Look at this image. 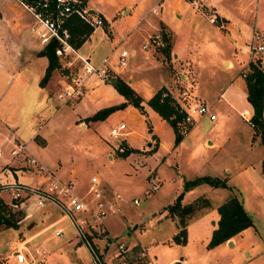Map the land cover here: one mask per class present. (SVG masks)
Returning a JSON list of instances; mask_svg holds the SVG:
<instances>
[{"label":"rangeland","instance_id":"rangeland-1","mask_svg":"<svg viewBox=\"0 0 264 264\" xmlns=\"http://www.w3.org/2000/svg\"><path fill=\"white\" fill-rule=\"evenodd\" d=\"M116 1L118 0H89L87 6L95 7L97 3L104 9L109 21H113L119 18V16L116 18L111 16L114 15ZM9 3H15L14 9L27 16L28 22L35 21L33 15L17 0H10ZM4 4L5 1L1 0L0 5L4 6ZM97 15H99L98 11L95 13V16ZM120 16L124 17V15ZM258 17L260 23L264 21V0L260 1ZM121 25L118 29V38L112 39L116 48L113 46L111 49L120 52L123 48L127 50L133 48L137 54L128 56L126 70H132L139 81L144 80L143 77L151 79L150 81L153 82L151 86H155L156 81H152V77L145 71L147 63L140 59L139 49L142 37L137 36L134 31L133 34L124 36L128 28L125 24L123 30ZM209 27V24L204 25V30L209 31ZM253 28L256 27H252L250 32ZM256 29L264 34L263 27ZM247 37H239V43H244ZM221 40L222 54L232 60V65L227 68V62L222 64V60L215 59L207 70L209 73H203L202 76L191 68L185 72L189 77L186 82H181L176 75L177 82L174 89L176 96L191 103L194 99L193 87L198 81V91L200 95L204 94L205 103L211 106L212 112L216 115V121L209 122L207 118L197 121V125L188 131H180L183 136L177 143L171 127L173 133H170V136L172 135L173 142L169 154L158 153L145 159L137 151H133L131 152L133 155L129 158L120 156L119 150L114 145L116 141L109 136V130L120 122L127 124L128 128H138V125H134L135 119L133 120L128 114L116 113L103 122L108 115L104 120H100L101 123L97 130L95 129V133L92 128L85 131L79 128V117L75 114L73 106L60 107L55 112L54 119L50 118L59 100L55 97L51 105L47 106L49 97H46L45 91H41L37 85L38 64L35 63L29 68L24 67L20 70H17L18 67L6 66L9 65V59H12L15 53V44L11 42V39L6 40L5 44H0L2 45L0 47L2 61L0 62L3 67H6V70L0 69V130H3L0 132L5 134V123L12 122L15 118L23 122L29 118L32 111L39 113L40 120L50 118L44 130L45 133H40L45 137V145H40L41 138L28 144L31 154L38 155L44 164L61 179L72 180L81 191L87 188L90 178L96 175L102 185L106 183L114 194H120L124 200L121 212L106 216L104 219L107 233L113 236L115 241H122L126 245L139 243L146 249L149 257L155 259L158 264H174L183 259L187 261V264H264V171L262 167L264 149L261 144L253 148L250 145L249 136L252 134V129L242 118L245 117L243 114L249 113L250 104L243 96L236 94L233 99L238 100L239 103L233 109L227 100L212 105L217 95L224 90V84L228 79L232 80L236 77L238 81L244 79L249 72L250 61L259 64L264 70V55L254 54L249 59L239 46L232 43L231 39ZM108 62L114 65L116 60L112 56L109 57ZM62 63L57 69L61 68ZM10 72H14L13 75ZM240 112H243L242 117ZM214 124L217 127H214ZM147 128L146 131H149ZM124 131L127 132L128 129ZM28 135L31 133H25L22 142L27 140ZM216 136L225 137V150L217 151L214 156L213 151L208 150L207 145H204V139H213ZM258 140L260 143L259 138ZM96 142H98L97 145ZM41 146L44 147L41 148ZM11 150V145L5 144L0 138L2 152L0 176H5L6 170H13L6 163L17 164V168L14 169L25 174L22 180L37 184L38 178L28 171L25 157H13L10 154ZM109 154L113 155L112 160L108 158ZM214 167L218 169L215 170ZM226 168L230 170L229 174L226 173ZM150 173L156 174L159 187L156 191L145 195L150 185L148 180ZM218 175H220L219 179L225 180L231 190L204 183L190 191H183L184 183L188 180L202 176L216 178ZM107 192L109 193L108 190ZM181 193H183L182 204H189L197 197H203L209 201V206L196 211L186 220L188 226L185 240L177 241L175 237L180 231L178 218L171 216L166 207L172 204ZM231 193L242 196L245 209L253 216L256 230L251 232L252 236L238 237L235 242H230L224 247L217 245L210 248L208 242L218 217L217 206L230 197ZM1 195L11 200V194L8 191H1ZM135 198L139 200V204L133 203ZM29 204V201L26 202V208ZM33 207L35 208L34 205ZM47 211L48 217L38 216ZM58 217L59 214L53 207L35 208L30 217L34 219L33 221L25 219L18 224L17 228L0 229V254L4 255L8 250L6 243L9 240L30 236ZM58 228L64 229L61 237L54 235V231ZM242 242H245L247 246H242ZM38 243H43L47 251L44 255V264H80L87 259L84 248L76 243L72 228L65 221L48 228L41 236H36L33 244Z\"/></svg>","mask_w":264,"mask_h":264},{"label":"crops","instance_id":"crops-1","mask_svg":"<svg viewBox=\"0 0 264 264\" xmlns=\"http://www.w3.org/2000/svg\"><path fill=\"white\" fill-rule=\"evenodd\" d=\"M3 1H5L4 6L0 5V44H5L6 40L10 41V39L11 42L15 44V53L12 56V59H9V65L6 66H12L15 68L18 67L17 70H20L24 67L29 68L37 63L39 73L37 85L41 91H45L46 97H49L47 101V106H49L53 102V99L55 97L57 98V94L60 89V82L63 80L64 74L67 73V69H55L44 86L40 85V81L45 73L48 61L45 56H40L38 54L43 46L36 37L34 31V21L28 22L27 16H24L21 12L16 11L14 9L15 3L10 4V0ZM260 1L261 0H204L199 5H196L194 2L186 0H118L114 3L115 11L114 15L111 16H114L113 18L119 16V18L118 20L109 21L103 8L98 6L97 3L95 7H88L87 5L89 0H85L84 2L89 11L93 9L95 13L96 11L99 12V15L97 16L103 19V25L97 26L93 29V32L87 37L84 43L77 48V52L83 57H88L93 64L108 70L111 76L119 77L123 81L127 82L136 92L141 94L144 100H148L159 88L165 87L171 96L176 99V101H178L183 108H186L189 102L179 98L174 92L177 82L176 75H178L181 79V82H186L189 80V77L185 74V72L192 68L195 73L202 76L203 73L208 72L207 70L210 67V64H213L215 59L222 60V64L227 62V68H229L233 62L230 58L226 57V55L222 54L221 39H228V41L231 39L233 43V38L249 36L252 27L260 28L261 26L264 28V21L260 23L258 17ZM154 9H156V11H154ZM212 14L222 20L224 27L220 28L209 22V16ZM120 15H124V17H121ZM121 23L123 25H121ZM125 24L128 31L124 36L133 34L132 32L134 31L137 36L142 37L139 49L140 59L147 63L145 71L152 77V81H156L155 83L157 84H155V86H151L153 83L150 81L151 79L148 80L149 78L143 77L147 83H145L144 80L139 81V79L134 76V72L132 70H126L125 68L124 70L119 71L115 69L114 65H111L108 62L109 57L113 56L116 60V57L119 54L117 50L113 51V49H111L113 46L116 48V44H114L112 39L118 38V29L121 25L124 30ZM206 24H209L212 29L209 27V31L204 30V25ZM162 30L168 34L171 41V55L166 57H164V54L160 50V47L163 45L158 46L154 43L151 44L156 36L162 35ZM13 38H16L17 40ZM144 45H146L145 49L143 48ZM122 50L127 49L123 48ZM127 52L129 54L128 56H135L137 54L133 48L132 50H127ZM104 59H106L105 63L103 62ZM0 61H2V59ZM5 68L6 67H3L0 62V69L3 71L6 70ZM13 73L14 72H10L12 75ZM238 80L239 79H237V77L232 80L228 79L224 84V90L217 95V98L212 105L216 102L219 103L222 102V100H227L229 106L233 109V107L239 103L238 100L233 99L236 94H239L241 97L243 96L244 99L247 100L245 81L243 78L242 81ZM195 84L196 85L193 87V100L196 99L205 102L204 94L200 95L198 91V81ZM123 102H125V99L116 91L113 85L97 75H92L87 80L85 95L81 99L70 101L68 103L58 101V105H55L56 108L52 111L50 118L54 119L53 116L60 107L73 106L75 114L79 117V128L84 131L92 128L95 133V129L97 130L101 121H88L86 118L92 116L99 109L112 105H118ZM143 105V113L135 107L128 105L123 109H118L111 113L103 122L116 113L124 115L128 114L133 118V120L135 119V121H133L134 125H138V128L134 129L128 128L127 124H125V129H128V131L126 132V138L123 142L128 148L137 151V153L144 156L145 159L158 153L169 154L172 150L171 144L173 142L172 135L170 136V133H173L171 126L147 104L144 103ZM249 106V113L247 115L246 113L243 114L245 117H242L241 115L243 112H240V116L249 123L252 129V134L249 136V140L250 145L253 148V146H259L260 143L258 137L255 135L253 127L250 124L253 108L251 104ZM38 117L39 113L32 111L29 118L23 122L15 118L12 122L7 124L5 123V134L0 132V138L3 139L5 144L11 145L12 149L15 146L25 145L27 152L45 165L44 161L40 159L38 155L35 156L34 154H31L28 149V144L37 141L38 138H41L40 145H45V137L40 135V133H45L44 130L47 128L50 118L40 120ZM204 118L207 117L199 119L198 122L202 119L205 120ZM214 121L209 120V122ZM146 127H148L147 129L149 131H146ZM214 127L217 126L214 124ZM25 133H31V135H28L27 140L22 142L25 137ZM166 133L168 134L167 136L165 135ZM97 144L98 142H96V145ZM204 145L208 150L213 151L212 154L215 156L217 151L225 150V137L216 136L213 139L206 138V140L204 139ZM43 147L44 146H41V148ZM1 155L2 152L0 156ZM131 155L133 154L129 153L127 158ZM108 158L112 160L113 155L109 154ZM6 165H10V168H13V170H9V172L5 173V176H0V180L11 183L18 181L30 185H36L22 180V176L25 174L20 173V170L14 169L17 168V164L13 165L12 163H6ZM244 167V169H246V166ZM214 169L217 170L218 167H214ZM226 169V173L229 174L230 170L228 168ZM72 172L74 173V170H72ZM245 174L247 175L246 170ZM219 177L220 175L216 176V178ZM104 186L105 190L107 189L110 193H113L111 188L106 183H104ZM78 192L80 194H85V190H79ZM238 196L241 198L245 208V202L242 196L240 194ZM0 198L7 203L10 201V199L7 200L2 195ZM35 208H32V205L27 206V208L23 205L22 211L24 212L25 217L21 220V222L25 219L33 221L34 219H31L30 217L33 215ZM245 210L247 211V209ZM48 211L42 212L38 216H40V218L43 216L46 218L49 216ZM247 212L249 213V211ZM218 219L219 215L212 227L210 237L213 229L217 227ZM55 221L56 219L30 236L37 235L50 227ZM255 230V226L246 228L236 236L229 239L227 242L220 244V246L224 247L227 244H230V242H235L238 237L252 236V233L255 232ZM12 242H14V240H9L6 245L9 247ZM241 244L244 247L247 246L245 242H242ZM2 259L3 255L0 254V262L5 264Z\"/></svg>","mask_w":264,"mask_h":264},{"label":"built area","instance_id":"built-area-1","mask_svg":"<svg viewBox=\"0 0 264 264\" xmlns=\"http://www.w3.org/2000/svg\"><path fill=\"white\" fill-rule=\"evenodd\" d=\"M17 1L35 18L34 31L40 44L45 47L53 40L57 42L55 55L58 57L59 65L64 63L61 68L67 69V73L60 82L57 94L59 101L68 103L81 99L86 93L87 80L92 75H97L107 82L113 77L108 70L93 64L88 57L81 56L71 43V33L66 27L70 16H79L93 28L103 25V19L91 14L83 0ZM202 1L204 0H192L197 4ZM208 20L217 27H224L222 20L213 14ZM152 42L158 46L164 45L160 35L156 36ZM233 43L239 46L249 59L254 54L264 55V34L256 28L252 29L244 43H239V37L234 38ZM143 48L145 49L146 45ZM128 55L127 50L119 52L114 64L115 69L122 71L128 66ZM103 62L105 63L106 59ZM182 109L184 116L178 122L180 131H188L198 119L203 117L211 121L216 120L211 106L201 100L195 99ZM125 128V123H119L110 127L109 130V136L116 141L114 145L119 151L123 150ZM10 154L13 157H25L28 171L37 175L39 179L36 185L0 180V192L8 191L11 194L8 205L12 210H22V206H26V202L29 201V205L39 209L53 207L59 217L48 228L55 227L63 221L67 222L72 228L76 243L86 252L87 259L80 264H158L155 259L149 257L146 249L139 243L126 245L122 241H115L114 237L107 233L104 225L105 217L120 213L124 200L120 194L108 193L98 176L93 175L85 189V194H80L72 180H63L58 177L54 171L30 155L25 145L15 146ZM7 172L9 170H6ZM148 180L150 185L145 195L156 191L159 187V180L155 173L154 175L150 173ZM133 203L139 204V200L135 198ZM47 229L37 235L14 240L3 255L2 261L5 264H44L46 248L43 243L33 244V240ZM63 234V228L54 231L56 237H61ZM174 264H187V261L183 259Z\"/></svg>","mask_w":264,"mask_h":264},{"label":"trees","instance_id":"trees-1","mask_svg":"<svg viewBox=\"0 0 264 264\" xmlns=\"http://www.w3.org/2000/svg\"><path fill=\"white\" fill-rule=\"evenodd\" d=\"M32 0H26L31 2ZM85 0H83V3ZM192 1V0H186ZM66 27L71 33V43L75 48H79L87 37L93 32V27L84 22L79 16H70L66 22ZM163 28V27H162ZM162 40L164 45L160 47L164 57L171 55V41L170 37L164 30H162ZM56 41H51L48 45L39 51L40 56H45L48 61L45 73L40 81V85L49 80L52 72L59 67L58 57L55 55ZM116 82L113 87L123 96L125 102L105 107L96 111L92 116L86 118L88 121L104 120L108 115L118 109H122L127 105H131L138 109L141 113L144 112V103L151 109L157 112L162 119L167 121L173 128L175 134V142H179L182 138V133L178 128V122L183 118L184 111L181 105L171 96L165 87L159 88L148 100L136 92L127 82L119 77H114ZM245 86L247 92V101L253 108V114L250 118V124L255 131V135L260 139V144L264 149V70L259 64L250 62L249 72L245 75ZM123 150L119 151L120 156H127L134 150L128 148L125 143H122ZM262 167L264 171V158L262 160ZM207 183L212 187L229 188L225 180L213 178L211 176H202L193 180H188L184 183L183 191H189L198 185ZM183 193L179 194L172 204L166 207V210L171 216L178 218L179 234L175 237L177 241L185 240V232L187 222L196 211L201 208L208 207L209 201L206 198L199 197L192 203L182 204ZM219 219L217 227L212 231L208 246L214 248L217 245L227 242L232 237L239 234L246 228L254 227L253 217L249 214L244 206L241 198L232 194L223 203L217 207ZM24 218V212L20 209L12 210L11 207L0 198V229L17 228L21 220Z\"/></svg>","mask_w":264,"mask_h":264},{"label":"water","instance_id":"water-1","mask_svg":"<svg viewBox=\"0 0 264 264\" xmlns=\"http://www.w3.org/2000/svg\"><path fill=\"white\" fill-rule=\"evenodd\" d=\"M89 12H90L91 14H94V13H95V11H94L93 9H91ZM108 82H109L111 85H114L115 82H116V80H115L114 77H111V78L109 79Z\"/></svg>","mask_w":264,"mask_h":264}]
</instances>
